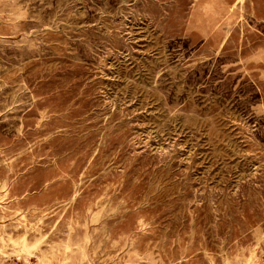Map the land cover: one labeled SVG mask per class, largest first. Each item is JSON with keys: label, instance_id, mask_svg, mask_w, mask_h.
<instances>
[{"label": "rangeland", "instance_id": "1", "mask_svg": "<svg viewBox=\"0 0 264 264\" xmlns=\"http://www.w3.org/2000/svg\"><path fill=\"white\" fill-rule=\"evenodd\" d=\"M0 264H264V0H0Z\"/></svg>", "mask_w": 264, "mask_h": 264}]
</instances>
